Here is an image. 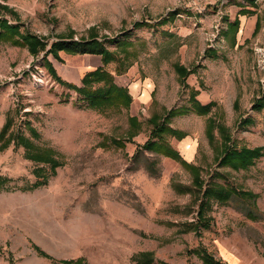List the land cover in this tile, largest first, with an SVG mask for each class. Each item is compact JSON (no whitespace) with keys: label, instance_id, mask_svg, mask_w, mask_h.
<instances>
[{"label":"rangeland","instance_id":"374dc122","mask_svg":"<svg viewBox=\"0 0 264 264\" xmlns=\"http://www.w3.org/2000/svg\"><path fill=\"white\" fill-rule=\"evenodd\" d=\"M0 4L11 10L0 9L1 17L47 46L94 33L116 56L104 69L130 98L87 106L53 80L42 53L33 57L25 46L0 41V128L11 118L0 138V264H54L33 245L56 260L83 257L86 264H138L140 252L152 254L151 264H203L188 253L199 246L227 264H264V0ZM96 55L46 57L63 80L81 86ZM176 63L191 70L187 87L179 84ZM191 87L198 102H211L210 110L171 117L168 125L184 136H166L167 143L198 168L204 185L257 194H233L226 204L212 199L209 224L198 230L186 225L200 196L191 172L141 147L149 119L188 106ZM208 118L227 129L234 146L261 147L262 155L247 169L218 165L220 137L215 127L213 140L206 138ZM38 148L50 149L54 172L28 158ZM41 174L47 181L33 187Z\"/></svg>","mask_w":264,"mask_h":264},{"label":"trees","instance_id":"16d2710c","mask_svg":"<svg viewBox=\"0 0 264 264\" xmlns=\"http://www.w3.org/2000/svg\"><path fill=\"white\" fill-rule=\"evenodd\" d=\"M0 9L11 13V10L7 5L0 4ZM140 24L146 25L144 23L134 22L133 26L137 27ZM232 25H235L234 21L231 22L230 26ZM255 28L256 26L254 27V29ZM0 41L8 42L16 46H25L28 53L33 57L39 53H42L44 68L53 78V80L61 86L71 88L72 90L76 91L81 96V98L85 100L87 106L99 108L103 106H110L113 104L124 105L128 100H130L125 89L123 87L117 86L113 81L112 74L104 69L105 65L116 60L115 54L112 51L107 50L103 46L102 40H98L97 36L94 33H90L87 38H79L76 40H73L71 37H68V40L56 39L50 42V44L47 46V42L43 37L28 32L20 33L16 24H11L8 22V20L0 16ZM59 51H62L65 54L69 55H74L77 53L97 54L100 57L101 65L92 70L86 71L80 78L81 86H76L73 83L63 80L56 73L51 62L46 57L47 55H50L57 61H60V58L58 56ZM173 69L179 79V84H182L181 86L183 87H187L184 83V79L191 72V70H187L184 66L178 63L173 64ZM116 72L117 74L120 73L118 69L116 70ZM197 93V90L191 87L188 90V106L165 109L160 119L158 115H153L149 119V123L151 125L149 137L146 142L141 145L143 149L159 153L166 158L177 162L182 168L191 172L193 179L192 182L194 184V187L200 191V196H197L196 198V201L198 203L196 217L193 222H189L186 225L196 230H198L199 227H205L209 224L210 217L206 215V210L210 209V201L212 199L216 200L218 203L226 204L233 194H240L250 199H253L257 196V194L253 192L239 191L232 187L230 188L228 186H223L215 182L213 186L210 185V182L204 185L203 180L199 177L200 172L198 171V168L183 159L178 151H176L167 143L166 136H172L176 139H180L184 136L182 132L171 128L168 125V120L171 117L188 112H195V114L197 115H206L209 112L211 102L205 104L198 102L195 98ZM132 117H130L129 119H131V121H134V118ZM10 126L11 118L10 116H5L4 122L0 128V138L7 133ZM215 127L220 137V143L216 147L218 151L216 156L214 157V159L217 160L218 165L227 166L234 170L247 169L250 165L253 164L254 159L262 155L261 147L247 148L242 146H234L232 144L231 138H229L227 129L222 125L215 124L214 120L211 118L207 119L204 128V134L208 140H213V129ZM30 131L33 135L37 134L34 128H31ZM19 140L22 141V138L20 137ZM113 142H117V140H114ZM14 144L16 143L14 142ZM51 153L52 152L50 151V149L38 148L32 153L28 154V158L40 162H45L48 169L51 172H54V168L57 165V162L52 157ZM35 170L40 171L42 170V168H35ZM47 178L48 177L45 174L39 175V178L36 177L32 186L38 187L39 185L47 181ZM2 180L3 178L0 177V183L2 182ZM254 205L255 201L253 202V206ZM33 247L38 255L50 259L54 264H86L83 257H78L76 259L70 260H56L46 252L41 250L38 246L33 245ZM191 252L192 254L198 256L203 264H227L226 262L217 259L204 247L199 246L195 249L188 250V253ZM134 258V261L138 264H151L152 262V254L149 252H140Z\"/></svg>","mask_w":264,"mask_h":264},{"label":"crops","instance_id":"0c3cea01","mask_svg":"<svg viewBox=\"0 0 264 264\" xmlns=\"http://www.w3.org/2000/svg\"><path fill=\"white\" fill-rule=\"evenodd\" d=\"M96 57H98L97 58V60L95 59V58H92V59H90L89 60V64H87V65H89V66H91L90 67V69H88V70H86V71H89V70H92V69H94L96 66H99V59H100V57H99V55H96ZM52 66H53V64H52ZM54 67V66H53ZM85 71V72H86ZM83 74V73H82Z\"/></svg>","mask_w":264,"mask_h":264}]
</instances>
